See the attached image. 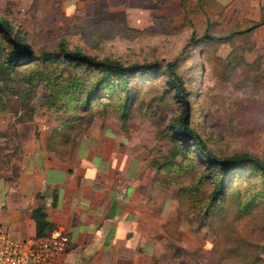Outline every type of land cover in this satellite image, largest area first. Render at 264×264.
<instances>
[{
	"label": "rangeland",
	"instance_id": "1",
	"mask_svg": "<svg viewBox=\"0 0 264 264\" xmlns=\"http://www.w3.org/2000/svg\"><path fill=\"white\" fill-rule=\"evenodd\" d=\"M223 6L221 12L208 1L184 0L178 12L144 0H0V15L37 51L65 39L69 46L125 62L177 57L190 125L218 153L251 151L264 157V82H253L264 78V23L251 35L217 41L215 36L249 18ZM164 79L134 77L139 91L125 127L112 104H96L79 112L83 119L67 130L70 114L46 106L43 86L28 88L19 73L0 76V178L12 183L18 159L35 139H45L63 155L79 143L116 157L115 165L148 172L143 248L149 264H245L257 255L264 264V203L251 215L238 216L235 203L227 202L209 218L190 204L187 188L199 170L180 171L190 160L173 156L175 145L164 128L179 104L163 94ZM66 130L68 140L60 138ZM241 175L235 190L254 177L246 170Z\"/></svg>",
	"mask_w": 264,
	"mask_h": 264
},
{
	"label": "trees",
	"instance_id": "2",
	"mask_svg": "<svg viewBox=\"0 0 264 264\" xmlns=\"http://www.w3.org/2000/svg\"><path fill=\"white\" fill-rule=\"evenodd\" d=\"M200 1H208L220 11L224 7L217 0ZM243 21L246 23L243 22L240 28L232 29L224 36H204L221 41L231 40L236 35H251L264 23V13L259 19ZM178 66L177 57L125 62L117 57L98 56L76 45L69 46L65 39H60L53 48L37 51L21 31L14 29L0 15V76L10 78L19 73L21 82L28 88L38 84L43 86L46 106L62 108L70 114L64 123L67 130L76 128V122L83 119L79 112L88 113L96 104L103 107L112 104L125 127L139 91L133 85L134 77L164 76L163 94H171L179 104L177 114L164 128L175 145L173 156L179 154L190 160L187 166L184 165L186 169L182 166L180 171L199 170L194 184L187 188L190 204L206 218L212 216L214 210H223L227 202L235 203L238 216L251 215L264 203V157L251 151L221 154L201 137L190 125L188 91ZM253 80L254 83L264 82L261 77ZM67 130L60 138L68 140ZM244 170L254 177L248 178L246 187L235 190L237 178ZM31 218L35 221V235H43L52 229L41 205L32 208ZM260 246L264 249V243ZM259 260L257 255L245 264H261Z\"/></svg>",
	"mask_w": 264,
	"mask_h": 264
},
{
	"label": "crops",
	"instance_id": "3",
	"mask_svg": "<svg viewBox=\"0 0 264 264\" xmlns=\"http://www.w3.org/2000/svg\"><path fill=\"white\" fill-rule=\"evenodd\" d=\"M144 1L180 11L181 0ZM217 1L240 18L259 19L264 13V0ZM32 142L18 159L12 183L0 178V224L18 238L33 235L31 210L41 205L51 228L59 227L69 237L55 264H149V252L143 248L148 172L115 165L116 157L79 143L63 155L51 150L45 139Z\"/></svg>",
	"mask_w": 264,
	"mask_h": 264
},
{
	"label": "built area",
	"instance_id": "4",
	"mask_svg": "<svg viewBox=\"0 0 264 264\" xmlns=\"http://www.w3.org/2000/svg\"><path fill=\"white\" fill-rule=\"evenodd\" d=\"M68 241V234L59 227L43 235L18 238L0 224V264H55Z\"/></svg>",
	"mask_w": 264,
	"mask_h": 264
}]
</instances>
